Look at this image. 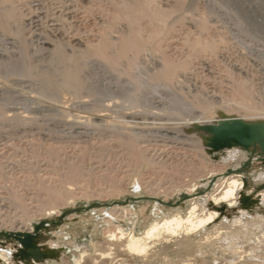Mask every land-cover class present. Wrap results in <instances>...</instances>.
Returning a JSON list of instances; mask_svg holds the SVG:
<instances>
[{
    "label": "rangeland",
    "instance_id": "1",
    "mask_svg": "<svg viewBox=\"0 0 264 264\" xmlns=\"http://www.w3.org/2000/svg\"><path fill=\"white\" fill-rule=\"evenodd\" d=\"M15 1L18 3V5H17V3L15 2L17 6H19V4H20L19 12L22 10V12H20V13L23 15V16L21 15V17L24 18L25 15L27 17L25 18L26 20L24 19V21H23V18H22V20L20 21L21 22L20 27H21L22 30L20 28H18V30H20V31H18V34H21L20 32L21 31H24L21 34V38H19V35L17 37V33L16 34L14 33V35L16 36V39H18V40H16L15 38H13L12 34L10 35V36H12V38H10L8 40H6L4 37L0 36L1 39L3 38L2 39L3 40V43H1L2 40L0 41V56H1L0 57V67H2L1 70H0V82H1L0 83V96L3 97V99H2V97L0 98V103H2L3 105L5 104L4 106H5V109H6V111L8 113L11 112V111H12L11 114L12 113H15V112L16 113L18 112V115L20 114V118H19L20 121L19 120L17 121L15 119H13L11 121L9 120L8 122H5L3 124V127H2V129L4 131V134H5V137H6V139H5V141H6L5 142L6 143L5 145L6 146L4 144L2 146H0V152L3 151V152L0 153V160H2V157H4V159H3L2 162H5L6 163V166L7 167L5 168V171H7V170L8 171L7 172H4L5 173L4 175H7V176H4L3 174L0 175V195H2V198L5 197V198H7V199L9 198L11 200V199H13L11 193L14 192L13 190H17L16 192H18L22 197H24V199H26L25 201H26V204H28V206H27V211L25 212V214L28 213V211H29V213L24 216L25 222L23 223V225H24L23 228H29V227H31L32 224L34 225V227H35V233L34 234L35 235H33L32 241H33V243L36 245V247L39 250L42 251V249H44V247L48 246V244L50 242L60 245L59 246L60 248H58V253L57 254H55L53 256H50L48 258H45V259H37L36 262L38 264H77V261L81 258L82 253L85 252L84 253V256L85 257L83 258L81 264H242V263L243 264H264V203H263V205L261 204L260 206H258V200H260L258 194L264 192V182H262L259 185H256L257 186L256 187V191L253 194L250 195L251 199L253 200V202H252L253 204L251 203L250 199L248 197H246L245 194H243V198H242L243 201L241 202V205H240L241 209H240V207H236L234 211H226L225 215H222L214 223H212L211 225H209V226H207V227H205V228L197 231L196 233H191L189 235L184 234V233H181V235L179 234L178 236L170 237L168 239L169 241H165V242L164 241L162 242V240L161 241L155 240L156 243H153L151 245L152 246V250H150V252L148 253L149 256H148V254L146 256H141V257H139V256L138 257L137 256H132V254H130L127 251L123 250V248H124L123 247V243H118V244H116L117 242H115V243L113 242L112 243L111 241H109L108 238L105 237L104 232L106 230L105 228H107V223L106 222L104 223V221L105 220L107 221L109 219V217H110L107 212H108L110 206L115 205V203L118 202V201L130 200V202L133 203L132 204V207H133L134 211L138 212V214H139L138 224H137V232L140 233V232L144 231V229L146 228V226L150 225L154 220L162 219L164 216H166L169 213H171V205H173L174 203L179 202L180 200L185 199L186 196H187L186 195L187 192H185L186 190H184V189L181 190V191H175V192H172V191L170 192V191L167 190V188L165 189V187L169 183H167L168 181H166V178L165 177H164V179H162L163 174L165 175L164 172L166 171V169H164V167H160L161 163L158 164V166H159L158 169H157L156 166L155 167H152L151 165H147L146 164V161L142 162V164H138V165L135 164V166H134L133 165L134 163L130 160L129 155L125 152L126 150H124L125 147L121 143L122 142L121 139L124 137V134L127 135V134H134L135 133L136 136L139 134L138 136L140 137V140H139L140 146H142V147L144 145L147 146V147L144 146L143 148L144 149H149L148 150V154H147L148 157L151 158V156H152V159L155 158L153 160L154 161L156 160L157 162L158 161L160 162L159 153L161 152L160 151L161 149H165L166 151H175L176 150L177 152H180V153H182V151L184 152V150L183 149L180 150L179 148H178L179 150L177 148L175 149L176 144L179 142L178 139L175 138V136L177 135L176 133H174V132H166V131H159L158 129H155V128L154 129L153 128H146V129H143L142 130L141 128H139L140 126H136V127H134L135 128L134 129L133 127H130L127 124L122 123L124 120L121 122L122 124L121 125H117L118 127L116 126L115 129H114V127L113 128H110L109 127L110 128V130H109L107 126L106 127L103 126L102 128L101 127L100 128H95V129L92 128V129L87 130V138H85L84 140H86V141H84V140L78 138L79 135H80V134H78V131H84L82 128H78L77 129L78 131H75L74 129H70L69 127H67L65 125L63 126V123H62L63 121L59 120L60 118H63L62 117L63 114L62 113L60 114V111H61L60 108H57L55 106H52V104L50 102L51 101V97L50 96H52V95H50V92L46 91L45 89H44L45 91L43 90V87H42V85L40 84V82L38 80H36L34 78L19 79L17 76L14 77V75H8V73L6 72V71H8V69L5 68V67H7L6 65L12 64L14 62H17L18 60H20L22 58L21 52L18 53V51L21 50V49H19L21 47L20 46L19 47H16V46H18L20 44L22 45V43H23V45L25 44L24 46L26 47L24 53H25L26 59H28L27 61H29L33 65L40 66V69L43 66H46L47 65V62H49V59L51 58L50 57L51 55H49V53L51 54V52H53L54 47H53L52 44H55V43L57 44V43H60V42L61 43L63 42L62 44H66L68 42H73L74 41L73 38H77L79 40H84V41H82V43H83L84 46H87V45H90L91 43H94L96 41L97 37L95 35L93 37V34L96 31V29L98 30V32L97 31L96 32L99 33V30L101 29V27L104 24L105 20H107V21L109 20V17L110 16H108V15L111 14L110 12H114V9H115L114 3H117V2L118 3H122L124 0H113L114 2L111 0L110 1L111 4L109 3L108 0L107 1L106 0H100V1L99 0H97V1L96 0L95 1H93V0H68V1L67 0L66 1L65 0H63V1L60 0L61 2L58 1V0H56L55 1L56 3L53 2V0H38V1L37 0H31V1L30 0L29 1L28 0H25V3H24V1L22 2V0H15ZM18 1H21V3H23V4H21ZM26 1H28L29 4H33L34 3V5H29L28 2H26ZM44 1L45 2L47 1V3H44ZM70 1H71V3H70ZM91 1H93V2H91ZM153 1L154 2L151 3V6H152L151 8H153V6H155L153 9L157 8V9H159L161 11L171 10V9L173 10V9H175V6H176L175 4L177 3V0H153ZM81 2L83 3L82 5H81ZM98 2H100V3H98ZM26 3H27V5H26ZM87 3H89V4H87ZM60 4H61V6H60ZM86 4H87V6H86ZM100 4H102V5H100ZM21 5H23V6H21ZM43 5L46 8H44ZM92 5H93V7H92ZM98 5H99V7H98ZM111 5H112V7H114V9L111 8ZM71 6L72 7L73 6L74 7L77 6L78 9L76 8V10H75V8L73 7V10H75L76 12L74 11L73 14L72 13L67 14V7L68 8H71ZM82 6H84V7H82ZM186 6L187 7H185L180 12L181 13V15L179 14L180 17H178L179 19L181 18L182 20H184V19L185 20L182 21L180 19V21H179V20H177L178 19L177 17H175L176 19L175 18H172L170 20V22H171V25L173 24V27L171 28V32H169L168 34H166V35L163 36V38L164 37L165 38L163 39V43H162L163 44V46H162L163 47L162 48L163 51L165 52V54L168 53L167 55L168 56L170 55L169 57L172 56L171 58L172 59L174 58L173 60H177L178 61V60H188L189 59L188 61H190L189 63H190L191 66L190 65L189 66L191 68L189 67L190 68L189 69L190 71L187 70L188 74L186 76H184V77L181 76L179 78V81L180 80L181 81L178 82L177 84H175L174 87L172 86L173 89L176 92L171 87H169V89L168 88H165L163 86H159L160 88L158 86L156 87L155 82L151 79V74L152 73L154 74V72L157 71V69L154 68L155 65H157V63H158L156 61L162 62V60H160L161 58L159 59V57L162 56V54H159L158 55V53L155 54L153 52V54H155L153 56L152 55V52H150V53L147 52L146 55L143 57V59L145 58L147 61L145 59L142 60L141 62H143V61H146V62L141 63L142 65L144 64V66H142V68H141V66L139 67V71L138 72L141 75L140 76L137 75V71H136V75L139 77L138 79H140V83H141V80H142V84L141 85L138 84L139 86H137V88H136V85L132 84L133 82L131 83V81H129V78L128 77L122 78L123 81L121 80V82H120L121 85L119 86V84H118L119 82H117V77L118 76L116 78L113 77V76L111 77L110 74L108 75L107 71H101L102 68H98V67H96L93 64L92 65L90 64V67L87 66L85 68V71L83 72V75H85L84 78H85V80L87 79V83H89L88 84L89 87H87V88H91L92 89V90H90L91 92L89 91V89L87 90V92L92 93V91H93V95L92 96L84 95V97H86V98L85 99L82 98V99L83 100L88 99L92 104H94V101L96 100L95 101V104H99L100 109H104L103 107L105 106V104L107 106L109 105L107 107V109L108 108H110V109L107 110V111H105V112H108L112 116H114L117 112L120 113L121 110H122L123 113H126V112H130V111H136V109L138 108V111L144 110L146 112V113L143 112V114L144 113L146 114V115L144 114L145 116H149L150 115V117H152L153 115H157V119L159 117H162L161 122H167L170 125H171V123H173L172 126H174V127H176V126L179 127L180 125H181L180 127H182V124L181 123L189 122L190 121L189 118H191L190 115L191 114L192 115L200 114V111L199 110H202V109H200V108L198 109L197 108L198 111L192 112L193 110L191 111L190 108H188V106L186 107L184 105L185 106V109H184V106H182V107L180 106L179 107L178 106V103H176L177 104L176 105L175 103L172 102L176 98H177L176 99L177 101H182L183 100L184 101V104L185 103H188L189 104V103L193 102L194 100H196L199 97L198 99H203L202 101H204L205 103H210V105L216 104L215 106L213 105V107L218 108V107H222L224 105H230V103L232 104L235 101V99H237L236 94L234 95L235 86L237 85V83L244 82L247 86H249L251 88L253 86V90H254V93L256 95L255 96V100L257 102V105L259 106V108L263 109V111H264V87H263L264 86V0H189L188 4ZM29 7H32V11H31V9ZM54 7H57V8H54ZM58 7L61 10L62 9H65V12L66 13H63L64 12L63 10H62V13H61L60 12V9H58ZM23 8H25V9H23ZM84 8L85 9H88V10L86 11V10H84ZM89 8H91V9H89ZM97 8H100V9L97 10ZM197 8H199V9H197ZM45 9H46V11H45ZM54 9H55V12L57 13V14L55 13L56 15L54 14V11H53ZM56 9H58V10L56 11ZM24 10H25L26 13L24 12ZM41 10H42V12H41ZM77 10H79V11H77ZM82 10H84V11H82ZM100 10H102L101 13H99ZM107 10H109L107 12L109 14H105L106 13L105 11H107ZM111 10H113V11H111ZM194 10H195V12H194ZM81 11L83 13H81ZM88 12L92 13L91 14L92 17H91V15L89 16L90 18L88 16H86V17L83 16V15H85V13L87 15ZM48 13H49V15H48ZM31 14H37V15H35V17H34V15L31 16ZM39 15H41V16H39ZM61 15H63L64 20L65 21H68V22H65L64 20L61 21ZM72 15H73V17H71ZM101 15L103 16L102 18H104V22H103L102 19H98V18H101ZM37 16H39V18H37ZM80 16H81V18H80ZM106 16H108V19H107ZM198 16H200V17H198ZM29 17H33L32 18L33 20L34 19H39L40 24H42L44 22V24H42V28L44 26L43 30H45L43 35L34 33V31H35V25H34V23H32V24L29 23V21L27 20V18H29ZM194 17H196V18H194ZM65 18H67V19H65ZM94 18H96V20ZM42 19L43 20L45 19V20L43 21ZM77 19H79V20H77ZM197 19H199V20H197ZM201 19L205 20V22L208 24V28L209 29H207L208 31L205 30V33L202 32L203 30L201 31V29H202L201 26H198L199 25V22L201 21ZM96 21L98 22V24H97ZM100 21L103 22V23H101ZM195 21H196V23H195ZM52 22L57 23V24H60L61 23L59 25L60 31L57 32V34H54V33H56V31H53V30L51 31L52 27H51V25H48V24H51ZM72 22L73 23L75 22V23L73 24ZM93 22L94 23L96 22L97 26ZM209 22H211V23H209ZM71 23L73 25H71ZM99 23H101V24H99ZM29 24L30 25H33V26L30 27ZM78 25H80V26H78ZM122 25L120 23V28H119V24H117V26H118L117 29H119V31H121V32H123L126 29V27H127V25L124 24V22H122ZM63 26H65V29L63 28ZM72 26H74V27L76 26V27L74 28ZM214 26H216L215 29H214ZM88 27H91V28H88ZM94 27H95V29H93ZM121 27L124 28V30ZM23 28H24V30H23ZM26 28H29V29H27V31H26ZM69 28H73V29H76L77 28V30H73V29H69ZM62 29H63V31H62ZM88 29H90V30H88ZM91 29L93 30V34L92 33H90V34L88 33V31L92 32ZM193 29H195V30H193ZM197 29H198V31H197ZM64 30H65V32H64ZM79 30H80V32H82V34L79 33ZM76 31H77L78 34L76 33ZM84 32H86V33H84ZM206 32L207 33L210 32L209 33L210 36H208ZM60 33H61V35H59ZM51 34H52V36H51ZM79 34H81V36H79ZM85 34H86V36L88 34L90 36L88 35L86 37ZM201 34H202V37L200 36ZM23 35H24V37H23ZM32 35H34V36H32ZM91 35H92V37H91ZM114 35L117 36L118 33H115ZM40 36H41V38H40ZM78 36H79V38H78ZM217 36L220 37V38L217 39L216 38ZM52 37H56V38H52ZM197 37H198V39H201L205 43H207L209 41L208 42L209 44H212V43H213L212 45L215 44L213 46L214 48L213 49L212 48L211 49L208 48V50L207 49L204 50L203 53L201 52L202 54H199V55L196 54V55H194L196 57H194L193 54L190 53L192 51L191 50L192 48L189 49V47L191 45L193 46V43L192 42H194L197 39ZM199 37H201V38H199ZM210 38H211V41H210ZM13 39H14V41H17L18 43L17 42H14ZM43 39H45V40H43ZM88 39H89V42H88ZM21 40L24 41V42H22ZM46 40L49 41V42L52 41L51 42V45L45 44L44 41H46ZM59 40H61V41H59ZM8 41L11 42V43H9ZM85 42H87V43H85ZM12 43H14V44L16 43V44L14 45ZM7 45H9L11 48L9 46H7ZM226 45H228V46H226ZM184 46H186V47H184ZM49 47H50V49H49ZM215 47H218V48H215ZM46 48H48V49H46ZM164 49L165 50L167 49V50L165 51ZM33 50H34V52H33ZM49 50H51V51H49ZM214 50H215V52H214ZM172 51H173V53H172ZM29 52H30V54H29ZM211 52H213V53H211ZM219 52H221V53H219ZM214 54H215V56H214ZM228 54L230 56H232V57H230ZM187 55L188 56L190 55L189 56L190 58ZM186 57H188V59ZM227 60H229V61H227ZM6 62H11V63H6ZM234 62H236V63H234ZM158 64H160V63H158ZM145 65H146V68H145ZM151 65H152V67H151ZM225 65H227V66H225ZM140 68L143 69V71H141ZM144 68L147 69V71L150 73V76L149 77L147 75L149 73H147V71ZM211 68H212V70H211ZM223 68H224V70H223ZM225 68H227V69H225ZM3 69H5V70H3ZM40 69H36V70H40ZM218 69H219V71H218ZM2 70L4 72V74L2 73L3 75H1ZM144 71L147 74L144 73ZM105 73L107 75H105ZM225 74H228L230 76L225 75ZM1 77H2V80H1ZM8 77H9V79H8ZM141 77L144 78V79H142ZM202 77H204V78H202ZM251 77H252V79H251ZM147 79H148V81H147ZM248 79L250 80V82H248L249 81ZM10 80H11V83H10ZM25 80H27V81H25ZM126 80H128L129 82L126 81ZM231 80H232V82H231ZM238 81H240V82H238ZM214 82H215V84H214ZM14 83H15V85H14ZM90 83H92V84H90ZM184 83H185V85H183ZM115 84H117V85H115ZM149 84H151V85H149ZM226 84H227V86H226ZM146 85L149 86V87H147ZM199 85H200V87H199ZM133 86H135V88ZM40 87H41L42 90L40 89ZM98 87H99V89H98ZM144 88H147V90L144 89ZM164 88L166 89V91H165ZM94 89H96L95 92H94ZM108 90H110L112 92L115 91L117 94L116 93H114V94L118 95V97H120V96L121 97L120 98L114 97V95H112V93H109L108 94ZM156 90H157V92H156ZM43 91L46 92V93H44ZM136 91L137 92L139 91L138 92L139 94ZM144 91H147V92H144ZM186 91H187V93H186ZM6 92L7 93H10L9 96L6 94ZM48 93H49V95H48ZM100 93H102L103 95L100 94ZM178 93H180V94H178ZM42 94H47V95L45 96V95H42ZM128 95H131L132 97H136V98H137V95H138V98L137 99H142L143 97L146 96L148 99L146 97L144 99H142V103L143 104L141 103V106L143 105L144 107L143 106L142 107L141 106H138L137 108L136 107L135 108H130V105L127 102H124V103H126V105L128 104L127 106H129V111H128V110H125L124 109V108H127L126 106H124V107L122 106L123 108L121 107V105L124 104L123 103L124 96H128ZM154 95H155V98H154ZM161 96H162L163 99H161ZM72 97H74L73 94L67 93V92H66V94H64V96H62L63 100H68L69 99L70 101L68 103L72 102V103H70V107H69L70 109H68V111L66 113V114L69 113L68 115H69V117H71L70 118L71 120L77 119V117H80V116L83 117L84 115H86L84 112L85 111L87 112V110H85L86 107L83 106V105L81 106V104L78 103V102H76V100H72L73 99ZM96 97H97V99H96ZM194 97L196 99H194ZM18 98H19V100H18ZM39 98H41V99L39 100ZM98 98H100L101 100L98 99ZM170 98H171V100H170ZM173 98H175V99L172 100ZM92 99L94 101H92ZM8 100H10V101H8ZM12 100H13V102H12ZM25 100H26V103H25ZM37 100H38V102H37ZM41 100L43 101V103H42ZM44 100H45V102H44ZM163 100H165V101H163ZM74 101H75V103H74ZM98 101H99V103H98ZM156 101H158V102H156ZM144 102H145V104H144ZM226 102L228 104H226ZM38 103H39V105H38ZM168 103H169V105H168ZM74 104H76V105H74ZM146 104H147V106H145ZM116 105H117V107H116ZM41 106L43 108H44V106H47V107H45V109H43ZM75 106H77V107H75ZM111 106H112V108H111ZM152 106H153V108H152ZM40 107H41L42 110L39 109ZM178 108L180 110H178ZM50 109H52V110H50ZM169 109H170V111H169ZM28 110H30V111H28ZM171 110H173V113H172ZM110 111H114V112H110ZM179 111H181V112H179ZM51 112H53V113H51ZM147 112H150V113H147ZM163 112H164V114H163ZM22 113H24V114L22 115ZM54 113H55V115H54ZM56 113H57V115H56ZM242 113L243 112L241 110L238 115L245 117L244 113L243 114ZM147 114H149V115H147ZM165 115L167 117L169 115V117H171L172 120H170V118L167 119V117ZM116 116H117V114L115 115V117ZM178 116H180L182 118H180ZM31 117H32V119H30ZM174 117H176V118H174ZM192 118H191V120H192ZM50 119H52L53 121L50 120ZM57 120H59V122H61V123L58 122L59 123L58 124L57 123ZM156 120L155 119H152V121L149 120V122H151V123H147V125H149V126L154 125V127H155L157 125L156 123H159L160 122V120H157V121ZM51 121H52V123H51ZM9 123H11L13 125H11ZM29 126H31V127H29ZM41 127L43 128V130H42ZM39 128H41V129H39ZM15 129H16V131L14 132ZM132 130H133V132H132ZM121 131H122V133H121ZM88 133H89V135H88ZM22 134H24V135L21 136ZM56 136H57V138H56ZM166 137L168 138V142L162 141V140H166L167 141V138ZM170 137H171V139H170ZM26 140H28V141H26ZM36 140H38V141H36ZM116 140L118 142H120V143H118ZM170 140L173 143L170 142ZM91 141H93V142H91ZM161 141H162V143H161ZM34 142H35V144H34ZM160 143L161 144L167 143L168 144V146H167L168 148L166 146H164V145H161ZM40 145H41L42 148L39 147ZM3 146H4V148H2ZM66 146H68V147H66ZM178 146L180 147V144L179 143L177 144L176 147H178ZM50 147H53L56 150H59V149L61 150L62 149L61 151L59 150L61 154L60 155H55L54 154L53 155L54 157H53L49 153V151L47 150ZM83 148H84V150H83ZM102 148H103V150H102ZM24 149H26V150H24ZM37 149L39 150V152H37L38 151ZM19 150H22V151L20 152ZM110 150H112V151H110ZM122 150H124V151H122ZM197 150H199V149H197ZM93 151H94V153H93ZM47 152L50 155H48ZM13 153H14V155H13ZM146 153H147V151H146ZM156 153H158V154L155 157V154ZM185 153L187 155L188 161H185L184 163L187 162L186 164H189L191 160L193 161V158H192L193 156H190V155L191 154L193 155L194 152L193 151H190V150L188 152V150H187V151H185ZM2 154L3 155L5 154V155L3 156ZM15 154H17V155H15ZM37 155H38V157H37ZM25 156H26V159H24ZM55 156H56V158H55ZM262 156L263 155H261V157ZM34 157H36V158H34ZM60 157H62L61 160H60ZM65 157H67V158H65ZM95 157H97V158H95ZM157 157H159V158H157ZM261 157H258L256 160H254L252 162L253 169L255 171H258V172H260L261 170L264 169L263 168L264 167V158L263 157L261 158ZM35 159H36V161H34ZM180 159L182 160L181 156H180ZM7 160H9L11 162H9ZM54 160H56L57 162H54ZM79 160H81V161H79ZM96 160L97 161L99 160L100 162H101V160H103L101 163H103L104 165H108L109 164L108 166L110 167L109 168L110 170L109 169L107 170L109 177H108V175L107 176H104V174H107L106 173L107 171H105L104 169H102V168L100 169L99 167L98 168L97 167H89V166H91V162L93 163ZM117 160L119 162H117ZM51 161H52V163H51ZM125 161L126 162L128 161V162L126 163ZM78 162H79L80 165L83 166L82 168L84 169L83 170V174H81L82 177L79 176V177H77L78 179L75 178L74 179L75 181L74 180H72V181L70 180L71 181V183H70L71 185H68V186L70 187V191H71V195H72L71 196L72 197V200H74L73 203H75V205L77 206V208L80 209L81 211L78 212V215L75 218L70 219L69 220L70 222H69L68 219H67V216L68 215L71 216L70 213H72L74 211V209H70L69 207L71 205H74V204L73 203H69V204H65V206L64 205L59 206L58 210L62 211V217L64 218L63 219V222H60L59 220H57L58 225H56V226L54 224H50L48 222H46V224H44V222H42L41 220H39L40 218L43 217L41 215L44 212L42 213V210H38V212L40 211L42 213L41 214L40 212L37 213L36 211H34L35 209L36 210L38 209V208L34 207V205H36V202L38 200L37 198H38V194L40 193L41 183L44 184V185H47L48 184L47 186L57 187V185H59L61 179L65 176V174L68 171V170H65L66 167H67V165L69 166V165H71V163L72 164H75V163H78ZM7 163H8V165H7ZM55 163L56 164L58 163V164L56 165ZM177 164H179V163H177ZM35 165H36V168L37 169H35ZM130 165H131L132 170H130L131 169L130 168ZM132 165L134 166V169H133V166ZM53 166H55V167H53ZM120 166H122V169L123 170L127 169V167H128V170H129L128 172H131V173H127L126 174V176L124 178V182L122 183V185L118 181L120 179L119 177H121L120 174L123 175L121 173V172H123V170L121 169ZM147 166L150 167L151 170ZM32 167H34L33 169H35V170H33ZM27 168L28 169L30 168V169L28 170ZM44 168H46V169H44ZM88 168H89V170H88ZM93 168H95V169H93ZM118 168L121 169V171ZM152 168H155V169H152ZM160 168H161V171L159 170ZM210 168H211V165H209V167L206 170L203 171L204 173L201 174V176H203V175L204 176H203V178L198 179V182L200 184H203V183H205L207 181V178H208L207 175L209 173L208 172V169H210ZM53 169H54V171H53ZM67 169H68V167H67ZM12 170H13V173L12 172L9 173V171H12ZM100 170H102V171H100ZM205 171H206V174H205ZM34 172H36V173H34ZM150 172H152V173H150ZM28 173H30V174H28ZM155 173L158 174L159 176L162 174V177L160 176V178H159V176L156 175L158 177L157 178L155 176ZM32 174H33L34 177H31ZM36 174H38V175H36ZM128 174H130V175H128ZM133 174H135V175H133ZM23 175H25V176H23ZM61 175H63V177ZM115 175H117V177H115ZM35 176L37 178H35ZM27 177L29 179L30 178L31 179L28 180ZM91 177H92V179H91ZM114 177L116 179V182L114 180L115 185L118 186L120 184L119 185V188L120 189L114 185V182H112V180L114 179ZM255 177L246 176L245 182H246V186L247 187L251 188V187L255 186V181H254ZM33 178H35V180ZM57 178L60 179V180H58ZM139 178H143L144 179V182H142L143 179H140V181L142 180L141 182L144 184V186H146V188H145L141 184L143 187L141 188V192L142 193L141 192L140 193L142 194V196H145V195L146 196L143 197V198H138L136 200L135 199L133 200L132 198H130V196L135 195V193H134L135 188H133V183H131V182H132V180L134 182L135 179L136 180L137 179L139 180ZM76 179H77V181H76ZM87 179L88 180L90 179L91 181H88ZM104 179L106 181L105 182V185H104ZM159 179H161L162 181H164L166 183L164 184V182H162L161 180L159 181ZM15 180H17L18 182L17 181L14 182ZM107 180H108V182L111 181L113 183L112 184V183L109 182V184H112V186L111 185L110 186L108 185ZM5 181H7V182L5 183ZM43 181L46 182V183H43ZM24 182H26V183H24ZM159 182L160 183L162 182V183L160 184ZM4 183H5V185H4ZM29 183H31V184H29ZM146 183L148 185H146ZM18 184H19V186H18ZM27 184H29V185H27ZM74 184H76V185H74ZM149 184L152 185V186L154 185L155 187L154 186L152 187ZM159 184H160L161 187L158 186ZM31 185H34V186H31ZM8 187L11 188V189L9 190ZM86 187H88V188H86ZM158 187L161 188L160 189L161 191L164 188V191H162V194H160L161 192L159 193V190H158L159 188ZM85 188H86V190H85ZM117 188L119 189V191L117 190ZM155 188H156V190H155ZM29 189H30V191H29ZM35 189L37 190V192H36ZM109 189H112V190H110L111 192L109 191ZM148 189L150 191L152 189V191H151L152 193H150ZM198 190L201 191L202 188L199 187ZM116 191H118V192H116ZM128 191H129V193H128ZM86 192H87V194H86ZM166 192H167V194H165ZM35 193L37 195H35ZM171 193H172V195H171ZM152 194H153V196L159 197V198H161L163 200H166L168 202V206H166L165 208H162V210L159 213H155L154 212L155 208L153 206L156 203L155 202V199L149 198V197L152 196ZM34 196H35V198H34ZM31 197H33V198H31ZM0 198H1V196H0ZM30 198H31V200H30ZM35 199H37V200L35 201ZM0 203L2 204V202H0ZM6 205L11 206L12 204L9 205V203L8 204L6 203ZM92 207H95L96 210L93 211L92 210ZM1 208H0V220L3 219V223L1 222L0 226L3 225V227L1 226V229L0 230H1V232H4V230H8L11 227V224L12 223L10 222L11 223L10 224L9 221H13L14 218H17L18 217L17 216V213L19 215L21 212L20 213L19 212H14V210H13V209H15L14 208V205H12L10 207V210L6 206L3 207V205L1 206ZM30 209H32V211H34L36 213L30 211ZM42 209H44V208H42ZM15 211H17V210H15ZM18 211H19V209H18ZM139 211H140V213H139ZM9 212H11V213H9ZM14 213L16 214V217H15V214ZM8 216L10 218L11 217H14V218H12V220H11ZM126 216H127V218H123L122 215L120 216V218L117 217V219L114 220L113 223H111V224L114 225V226H116V225L117 226L118 225L120 226L121 225V227H123L124 229H126V232H128V231L130 232L131 229H132L133 224H132V220H130V218H129L130 216L129 215H126ZM65 217H66V219H65ZM4 219L5 220L6 219L7 220L10 219V220L9 221H7V220L4 221ZM56 219H57V217H56ZM238 222H240V223H238ZM48 224H49V226H48ZM215 225H217V226H215ZM222 225H223V228H220V227H222ZM231 225L232 226L235 225V226L232 227ZM8 226H10V227H8ZM218 226H220V227H218ZM234 228H235V230H234ZM56 229H58V232L55 234L54 232H55ZM128 229H130V230H128ZM229 229H232V230H229ZM216 230H218V231H216ZM239 231H242L243 233L242 232H239ZM52 232H53V234H52ZM221 232H223V233H221ZM239 233H240V235H239ZM182 234H184V235H182ZM225 234H226V236H225ZM230 234L235 235V236H233V240L227 241L226 239H228V236ZM16 237H18V236H16ZM187 237L190 240V241L188 240L189 241L188 242L189 244L188 243H185L186 240H187L186 239ZM14 239H16V238L15 237H11L10 238V241L7 242V239H6L1 244L4 245V246H7L8 245L9 247L18 248V246L15 244ZM181 239L183 240V242L181 241ZM202 239H203V241H202ZM179 242H180V244H179ZM120 244H122V245H120ZM185 244H188L189 246L187 245V247H186ZM233 245H235V246H233ZM109 246H110V248H109ZM120 247H122V249ZM240 248H241V250H242L243 253L241 252ZM18 249L19 250H18V252H16V254H17L16 257L11 259V263L10 264H35L34 261H35V259L37 257L35 258L34 256H32L33 261L32 260H29L30 262H27V261L23 262L24 260L21 258V256H22L21 254L23 253V251H25V250H28L29 251L30 249H26L24 245H23V248H21V249L18 248ZM233 249H236V250H233ZM229 251H230V253H229ZM108 252H109V255L106 254ZM110 252H112V253H110ZM103 253H104L105 256H103ZM240 253H242V254L240 255ZM228 257H230V258H228ZM237 257L239 258V260H238ZM240 258H242V259H240Z\"/></svg>",
    "mask_w": 264,
    "mask_h": 264
},
{
    "label": "bare ground",
    "instance_id": "2",
    "mask_svg": "<svg viewBox=\"0 0 264 264\" xmlns=\"http://www.w3.org/2000/svg\"><path fill=\"white\" fill-rule=\"evenodd\" d=\"M24 1L25 3V0H22V2ZM29 1V0H28ZM26 1V2H28ZM31 1V0H30ZM38 1V0H37ZM56 0H53V2H55ZM60 1V0H58ZM57 1V2H58ZM63 1V0H62ZM66 1V0H65ZM68 1V0H67ZM95 1V0H93ZM91 1V2H93ZM97 1V0H96ZM100 1V0H99ZM107 1V0H106ZM109 3L111 4V0H108ZM113 1V0H112ZM16 1L15 0H0V36L4 37L6 40L12 38H15L16 39V36L14 35V33L16 34L17 33V37L19 35V38H21V34L22 32L24 31H21L20 33L21 34H18V28L21 29L20 27V24H21V20L23 17H21V13L22 10L19 12V8H20V4L19 6L18 3L16 5L15 3ZM21 3V1H18ZM33 2V1H32ZM52 2V3H53ZM61 2V1H60ZM78 2V1H77ZM76 2V3H77ZM80 2V1H79ZM90 2V1H89ZM114 2V1H113ZM116 2V1H115ZM122 2V1H121ZM154 2L153 0H124L122 3H114V6H115V9L114 7H112L111 5V8L114 9V12H110L111 14L108 15L110 16L109 17V20H105L104 22V18H102L103 16L101 15V18H98V19H102L104 24L102 25L101 29L99 30V33L98 30L96 29V33L94 32L93 34V30L92 32L88 31V33H92L93 34V37L94 35L97 37L96 41L94 43H91L90 45H87V46H84L82 41L84 40H79L77 38H73L74 41L73 42H68L66 44H62L61 42L60 43H55V44H52L54 49H53V52H51V54L49 53V55H51L49 58V62H47V65L46 66H43L41 69H40V66H37V65H33L31 64L29 61H27L28 59H26L25 57V44L22 45H18L16 47H21L19 49H21L19 52H21V56L22 58L20 60H18L17 62H14L12 64H8L6 65L8 69V71H6L8 73V75H14L17 76L19 79H28V78H34L36 80H38L40 82V84L42 85L43 87V90L45 89L46 91L50 92V96L51 97V104L52 106H55L57 108H60V114L62 113V117L63 118H60L59 120L63 121V126H67L69 127L70 129H74L75 131H78L77 129L78 128H82L84 131H78V134L80 139L84 140L85 138H87V130L89 129H95V128H102L103 126H107L108 129L110 130V128H113L114 129L116 128L117 125H121L122 123L124 124H127L128 126L130 127H136V126H140L139 128H141L142 130L143 129H146V128H155V129H158L159 131H166V132H174L176 133L177 135L175 136L176 139H178V143L180 144V147H176L175 146V149L179 148L180 150H184V152L182 151V153L180 152H177L176 150L175 151H166L165 149H161L160 153H159V157H160V162L158 161H154L153 158L152 159V156L151 158L148 157V150L149 149H144L143 147L145 146H140L139 144V140H140V137L134 133V134H127L125 135L124 134V137L121 139V143L122 145L125 147L124 150H126L125 152L129 155L130 157V160L134 163L133 165L135 166V164H142V162L146 161V164L147 165H151L152 167H157L158 169V164L161 163L160 167H164V169H166V171L164 172L165 175L163 174V177H162V174L160 175L162 177V179H164V177L166 178V181H168L167 183H169L165 189L167 188L168 191H172V192H175V191H181V190H186L185 192H187V196L185 199L183 200H180L179 202L177 203H174L173 205H171V213H169L168 215L164 216L162 219H159V220H154L150 225L146 226V228L144 229V231L138 233L137 232V224H138V218H139V214L138 212L134 211L133 207H132V202H130V200H125V201H118L115 203V205L113 206H110L109 210H108V214H109V219L106 221H104V223L106 222L107 223V228H105V237L109 239V241H111L112 243L114 242H117L116 244L118 243H123V250L127 251L128 253L132 254V256H146L150 250H152V244L153 243H156L155 240H159L162 242L164 241H169L168 239L170 237H174V236H178L179 234L181 235V233H184V234H191V233H196L197 231L211 225L212 223H214L217 219H219L222 215H225L226 211H234L236 207H240L241 205V202L243 201L242 198H243V194H245L246 197H248L251 201V203L253 202V200L251 199L250 195L253 194L255 191H256V185H259L261 184L262 182H264V169L261 170L260 172L258 171H255L253 169V164L252 162L254 160H256L258 157H261V155H263L262 157L264 158V150L262 148V146L260 145V143H254L252 146L248 147V148H245L243 146H240V145H232L231 147H227V148H224V149H221V150H218V151H213L209 146H208V142H209V139L211 138V133H209L207 131V127L208 126H211V125H219V124H224L226 122H230L231 120H240L242 122H245V123H248V124H253V125H260L261 127H263V130H264V111L263 109L259 108V106L257 105V102L255 100V93H254V90H253V86L252 88L247 86L244 82H240V83H237V85L235 86V89H234V95L236 94L237 96V99H235V101L230 105H224L222 107H213V105L215 106L216 104H213V105H210V103H205L204 101H202L203 99H196L194 97V100L193 102L191 103H185L184 104V101H177L175 98H173L172 101L173 103H178V106L182 107V106H188V108H190V110L192 112H195V111H198L197 108L199 109H202V110H199L200 111V114H196V115H190L191 118L189 122H184V123H181L182 124V127H174L172 126L173 123H171V125L167 122H161L162 120V117H159L157 119V115H151L152 117L149 116H145L146 112L144 110L142 111H138V106H141V103H142V99H144L145 97H143L142 99H137L138 98V95H137V98L136 97H132L131 95H128V96H124V100H123V103L124 102H127L129 105H130V108H137L136 111H130V112H126V113H123L122 110L120 113H116L117 116L115 117L110 115L108 112H105L107 110H109L110 108L107 109V106L105 104V106L103 107L104 109H100V106L99 104H95V101L92 99V101H94V104H92L88 99L86 100H83L82 98H86L84 97V95H88V96H92L93 95V91L92 93H90L92 90L91 88H87L89 87L87 83V79L85 80L84 76L83 75V72L85 71V68L88 66L90 67V64L92 65H95L96 67L98 68H102L101 71H107L108 75L110 74L111 77H117V82H119V86L121 85L120 82L121 80L123 81L122 78L124 77H128L129 78V81H131L132 84L136 85V88L137 86L141 85L142 84V80H141V83H140V79H138L139 77L137 75H141L139 74V67L141 66H144V64L142 65L141 63H144L146 61H143L141 62L143 59V57L146 55L147 52H152V55L154 56L155 54L158 53L159 54H162V56L159 57L160 60H162V62L160 61H156L160 64L157 63V65H155L154 68L157 69V71L154 72V74L152 73L151 74V79L155 82L156 84V87L158 86H163L165 88H168L171 87L173 89L174 85L177 84L179 81V78L181 76H186L188 74L187 70H189L191 67L190 65V61H188V57L193 54L196 55V54H202L204 50H208V48H214L213 46L215 45H212V44H208L203 42L201 39H197L192 42L193 43V46L191 45L189 47L192 48L191 50V54L186 57L188 60H173L171 57H169L167 54H165V52L163 51V36L168 34L169 32H171V28L173 27V24L171 25V22L170 20L172 18H175V17H180L181 15V11L187 7L186 5L188 4L189 0H177V3L175 4V9H171V10H164V11H161L157 8L153 9L155 6H153V8H151V3ZM163 2V1H162ZM41 3V2H40ZM44 3H47V1ZM56 3V2H55ZM59 3V2H58ZM57 3V4H58ZM65 3V2H64ZM71 3V1H70ZM73 3V2H72ZM75 3V2H74ZM100 3V2H98ZM104 3V2H103ZM23 4V3H21ZM29 4V2H28ZM37 4V3H36ZM54 4V3H53ZM63 4V3H62ZM67 4V3H66ZM65 4V5H66ZM80 4V3H79ZM83 3L81 2V5ZM89 4V3H87ZM86 4V6H87ZM158 4V3H157ZM27 5V3H26ZM29 5H34L33 4H29ZM38 5V4H37ZM40 5V4H39ZM42 5V4H41ZM59 5V4H58ZM64 5V4H63ZM71 5V4H70ZM91 5V4H90ZM102 5V4H100ZM106 5V4H105ZM23 6V5H21ZM25 6V5H24ZM47 6V5H46ZM56 6V5H55ZM61 6V4H60ZM68 6V5H67ZM80 6V5H79ZM107 6V5H106ZM158 6V5H157ZM27 7V6H26ZM33 7V6H32ZM32 7H29L32 11ZM41 7V6H40ZM44 8H46L44 5H43ZM69 7V6H68ZM67 7V14H70L76 10V8L78 9L77 6H73L75 8V10H73V7L71 6V8H68ZM84 7V6H82ZM90 7V6H89ZM93 7V5H92ZM99 7V5H98ZM102 7V6H101ZM174 7V6H173ZM201 7V6H200ZM54 8H57V7H54ZM66 8V7H65ZM87 8V7H86ZM167 8V7H166ZM22 9V8H21ZM25 9V8H23ZM28 9V8H27ZM29 9V10H30ZM49 9V8H48ZM58 9H60L58 7ZM56 9V11L58 10ZM80 9V8H79ZM83 9V8H82ZM91 9V8H89ZM100 9V8H97V10ZM199 9V8H197ZM204 9V8H203ZM37 10V9H36ZM64 12L63 13H66L65 12V9H62ZM62 10L60 9V12L62 13ZM84 10H88V9H85ZM82 10V11H84ZM186 10V9H185ZM190 10V9H189ZM46 11V9H45ZM54 11V14L56 13L55 12V9L53 10ZM79 11V10H77ZM81 11V13H83ZM85 11V12H86ZM90 11V10H89ZM102 10H100L99 13H101ZM104 11V10H103ZM109 10L105 11L106 13L105 14H109L107 13ZM113 11V10H111ZM187 11V10H186ZM25 12V10H24ZM23 12V13H24ZM35 12V11H34ZM33 12V13H34ZM40 12V11H39ZM42 12V10H41ZM40 12V13H41ZM76 12V11H75ZM97 12V11H96ZM191 12V11H190ZM195 12V10H194ZM26 13V12H25ZM32 13V12H31ZM36 13V12H35ZM38 13V12H37ZM60 13V14H61ZM88 12V14L86 15H83L84 17L86 16H90L92 13ZM98 13V12H97ZM192 13V12H191ZM206 13V12H205ZM204 13V14H205ZM44 14V13H43ZM46 14V13H45ZM57 14V13H56ZM55 14V15H56ZM59 14V13H58ZM103 14V13H102ZM104 14V15H105ZM180 14V15H179ZM188 14V13H187ZM201 14V13H200ZM34 15H37V14H31V16ZM42 15V14H41ZM39 15V16H41ZM49 15V13H48ZM65 15V14H64ZM77 15V14H76ZM185 15V14H184ZM193 15V14H192ZM209 15V14H208ZM23 16V15H22ZM39 16H37V18H39ZM59 16V15H58ZM78 16V15H77ZM108 16L107 19H108ZM27 16L25 15V17L23 18V21L24 19L26 18ZM46 17V16H45ZM56 17V16H55ZM60 17V16H59ZM66 17V16H65ZM73 17V15L71 16ZM75 17V16H74ZM92 17V15H91ZM192 17V16H191ZM200 17V16H198ZM33 17H29L27 18V20L29 21L30 24L34 23L35 25V31L34 33H37V34H40V35H43L44 34V31L43 28H42V24H44V22L42 24H40V21L39 19H32ZM63 18V15H61V21L64 20ZM68 18V17H67ZM65 18V19H67ZM81 18V16H80ZM90 18V17H89ZM186 18V17H185ZM196 18V17H194ZM204 18V17H203ZM74 19V18H73ZM96 20V18H94ZM176 19V18H175ZM181 19V18H180ZM180 19L178 18L177 20L180 21ZM26 20V19H25ZM43 20V19H42ZM45 20V19H44ZM43 20V21H44ZM57 20V19H56ZM60 20V19H59ZM79 20V19H77ZM182 20V19H181ZM185 20V19H184ZM182 20V21H184ZM199 20V19H197ZM207 20V19H206ZM54 21V20H53ZM65 21V20H64ZM94 21V20H93ZM99 21V20H98ZM173 21V20H172ZM192 21V20H191ZM55 22V21H54ZM52 22L51 24H48V25H51L52 29L51 31H56V33L54 34H57V32L60 31V28H59V25L61 24H57V23H54ZM65 22H68V21H65ZM64 22V23H65ZM70 22V21H69ZM97 22V21H96ZM96 22L94 23L96 26L98 24H96ZM101 22V21H100ZM101 22V23H103ZM122 22H124V24L127 25L126 29L124 30V28H122L121 31H119L118 26L117 24H119V28H120V23L122 25ZM177 22V21H176ZM25 23V22H24ZM50 23V22H49ZM73 23V22H72ZM71 23V25H73ZM78 23V22H77ZM99 23V24H101ZM178 23V22H177ZM184 23V22H183ZM196 23V21H195ZM211 23V22H209ZM26 24V23H25ZM29 24V25H30ZM28 25V24H27ZM66 25V24H65ZM68 25V24H67ZM33 26V25H30V27ZM69 26V25H68ZM80 26V25H78ZM99 26V25H98ZM123 26V25H122ZM183 26V25H182ZM198 26H201V31L205 33V30L209 29L208 28V24L205 22V20L201 19V21L199 22V25ZM213 26V25H212ZM70 27V26H69ZM74 27V26H72ZM76 27V26H75ZM74 27V28H75ZM186 27V26H185ZM216 26H214V29H215ZM33 28V27H32ZM63 28L65 29V26H63ZM84 28V27H83ZM88 28H91V27H88ZM195 28V27H194ZM27 29L29 28H26V31ZM49 29V30H50ZM69 29H73V28H69ZM95 29V27L93 28ZM99 29V28H98ZM177 29V28H176ZM199 29V28H198ZM197 29V31H198ZM22 30V29H21ZM24 30V28H23ZM73 30H77L76 29H73ZM82 30V29H81ZM87 30V29H86ZM90 30V29H88ZM183 30V29H182ZM195 30V29H193ZM32 31V30H31ZM63 31V29H62ZM67 31V30H66ZM84 31V30H83ZM190 31V30H189ZM200 31V30H199ZM208 31V30H207ZM65 32V30H64ZM70 32V31H69ZM175 32V31H174ZM193 32V31H192ZM31 33V32H30ZM33 33V34H34ZM51 33V32H50ZM52 33V34H53ZM62 33V32H61ZM61 33L59 35H61ZM73 33V32H72ZM77 33V31H76ZM75 33V34H76ZM79 33L82 34V32H80L79 30ZM86 33V32H84ZM83 33V34H84ZM115 33H118V35H114ZM207 33V32H206ZM210 33V32H209ZM209 33H207L208 36ZM12 34V36H10ZM51 34V36H52ZM78 34V33H77ZM81 34H79V36H81ZM88 34V35H89ZM175 34V33H174ZM203 34V33H202ZM202 34L200 35L202 37ZM216 34V33H215ZM66 35V34H65ZM64 35V36H65ZM69 35V34H68ZM73 35V34H72ZM71 35V36H72ZM87 35V36H88ZM218 35V34H217ZM15 36V37H14ZM31 36V35H30ZM34 36V35H32ZM56 36V35H55ZM70 36V35H69ZM78 36V38H79ZM86 36V34H85ZM86 36V37H87ZM90 36V35H89ZM192 36V35H191ZM24 37V35H23ZM39 37V36H38ZM63 37V36H62ZM75 37V36H74ZM85 37V38H86ZM92 37V35H91ZM195 37V36H194ZM199 37V38H201ZM207 37V36H206ZM213 37V36H212ZM35 38V37H34ZM41 38V36H40ZM52 38H56V37H52ZM59 38V37H58ZM61 38V37H60ZM67 38V37H66ZM82 38V37H81ZM174 38V37H173ZM183 38V37H182ZM192 38V37H191ZM217 39L220 38V37H216ZM3 39V38H2ZM0 38V41L2 40ZM25 39V38H24ZM63 39V38H62ZM72 39V38H71ZM87 39V38H86ZM94 39V38H93ZM188 39V38H187ZM5 40V41H6ZM18 40V39H16ZM20 40V39H19ZM41 40V39H40ZM45 40V39H43ZM42 40V41H43ZM182 40V39H181ZM213 40V39H212ZM215 40V39H214ZM14 41V39H13ZM12 41V42H13ZM22 41V40H21ZM61 41V40H59ZM66 41V40H65ZM179 41V40H178ZM184 41V40H183ZM207 41V40H206ZM210 41H211V38H210ZM7 42V41H6ZM9 42V41H8ZM14 42H17V41H14ZM24 42V41H22ZM52 42V41H51ZM51 42L49 41H44L45 44H49L51 45ZM57 42V41H56ZM88 42H89V39H88ZM93 42V41H92ZM176 42V41H175ZM222 42V41H221ZM229 42V41H228ZM3 43V40L2 42ZM11 43V42H9ZM18 43V42H17ZM42 43V42H41ZM87 43V42H85ZM6 44V43H5ZM8 44V43H7ZM14 44V43H12ZM16 44V43H15ZM14 44V45H15ZM170 44V43H169ZM178 44V43H177ZM184 44V43H183ZM217 44V43H216ZM227 44V43H226ZM32 45V44H31ZM48 45V46H49ZM83 45V46H82ZM86 45V44H85ZM174 45V44H173ZM186 45V44H185ZM9 46V45H7ZM228 46V45H226ZM10 47V46H9ZM13 47V46H12ZM15 47V46H14ZM47 47V46H46ZM166 47V46H165ZM183 47V46H182ZM186 47V46H184ZM219 47V46H218ZM218 47H215V48H218ZM224 47V46H223ZM3 48V47H2ZM11 48V47H10ZM169 48V47H168ZM48 49V48H46ZM50 49V47H49ZM173 49V48H172ZM183 49V48H182ZM15 50V49H14ZM29 50V49H28ZM52 50V49H51ZM49 50V51H51ZM165 50V49H164ZM167 50V49H166ZM165 50V51H166ZM170 50V49H169ZM219 50V49H218ZM223 50V49H222ZM48 51V50H47ZM175 51V50H174ZM183 51V50H182ZM211 51V50H210ZM27 52V51H26ZM34 52V50H33ZM153 52L155 54H153ZM185 52V51H184ZM202 52V53H201ZM215 52V50H214ZM229 52V51H228ZM5 53V52H4ZM40 53V52H39ZM173 53V51H172ZM186 53V52H185ZM213 53V52H211ZM210 53V54H211ZM221 53V52H219ZM226 53V52H225ZM3 54V53H2ZM30 54V52H29ZM207 54V53H206ZM227 54V53H226ZM149 55V54H148ZM180 55V54H179ZM219 55V54H218ZM229 55V54H228ZM227 55V56H228ZM10 56V55H9ZM15 56V55H14ZM17 56V55H16ZM157 56V55H156ZM155 56V57H156ZM192 56V55H191ZM215 56V54H214ZM230 56V55H229ZM1 57V56H0ZM196 57V56H194ZM193 57V58H194ZM226 57V56H225ZM232 57V56H230ZM190 58V57H189ZM3 59V58H2ZM6 59V58H5ZM18 59V58H17ZM46 59V58H45ZM157 59V58H156ZM158 59V60H159ZM230 59V58H229ZM30 60V59H29ZM38 60V59H37ZM197 60V59H196ZM218 60V59H217ZM2 61V60H1ZM10 61V60H9ZM195 61V60H194ZM208 61V60H207ZM223 61V60H222ZM229 61V60H227ZM13 62V61H12ZM32 62V61H31ZM36 62V61H35ZM201 62V61H200ZM241 62V61H240ZM6 63H11V62H6ZM219 63V62H218ZM222 63V62H221ZM230 63V62H229ZM236 63V62H234ZM36 64V63H35ZM146 64V63H145ZM151 64V63H150ZM193 64V63H192ZM211 64V63H210ZM238 64V63H237ZM39 65V64H38ZM147 65V64H146ZM146 65H145V68H146ZM190 65V66H189ZM198 65V64H197ZM218 65V64H217ZM236 65V64H235ZM234 65V66H235ZM240 65V64H239ZM3 66V65H2ZM157 66V67H156ZM227 66V65H225ZM241 66V65H240ZM92 67V66H91ZM152 67V65H151ZM190 67V68H189ZM2 67H0V70H1ZM4 68V67H3ZM95 68V67H94ZM140 68V69H141ZM144 68V69H145ZM244 68V67H243ZM36 69H40V70H36ZM91 69V68H90ZM93 69V68H92ZM97 69V68H96ZM104 69V70H103ZM138 69V70H137ZM153 69V68H152ZM204 69V68H203ZM227 69V68H225ZM239 69V68H238ZM5 70V69H3ZM1 72V75L4 74V72ZM147 71V69H145ZM149 70V69H148ZM212 70V68H211ZM224 70V68H223ZM234 70V69H233ZM136 71H137V75H136ZM141 71H143V69H141ZM154 71V70H153ZM190 71V70H189ZM219 71V69H218ZM237 71V70H236ZM152 72V71H151ZM183 72V73H182ZM186 72V73H185ZM233 72V71H232ZM3 73V74H2ZM6 73V74H7ZM88 73V72H87ZM86 73V74H87ZM144 73H146L144 71ZM147 73H149L147 71ZM146 73V74H147ZM224 73V72H223ZM227 73V72H226ZM234 73V72H233ZM200 74V73H199ZM246 74V73H245ZM99 75V74H98ZM105 75H107L105 73ZM148 77L150 76V73L147 74ZM192 75V74H191ZM225 75H228V74H225ZM234 75V74H233ZM240 75V74H239ZM7 76V75H6ZM88 76V75H87ZM190 76V75H189ZM199 76V75H198ZM202 76V75H201ZM219 76V75H218ZM217 76V77H218ZM230 76V75H228ZM227 76V77H228ZM3 77V76H2ZM2 77H1V80H2ZM89 77V76H88ZM107 77V76H106ZM240 77V76H239ZM142 78V77H141ZM199 78V77H198ZM204 78V77H202ZM208 78V77H207ZM225 78V77H224ZM223 78V79H224ZM232 78V77H231ZM4 79V78H3ZM9 79V77H8ZM91 79V78H90ZM104 79V78H103ZM102 79V80H103ZM111 79V78H110ZM114 79V78H113ZM127 79V78H126ZM144 79V78H142ZM220 79V78H219ZM218 79V80H219ZM252 79V77H251ZM254 79V78H253ZM6 80V79H5ZM18 80V79H17ZM108 80V79H107ZM115 80V79H114ZM113 80V81H114ZM221 80V79H220ZM249 80V79H248ZM8 81V80H7ZM27 81V80H25ZM109 81V80H108ZM107 81V82H108ZM112 81V80H111ZM125 81V80H124ZM128 81V80H126ZM128 81V82H129ZM148 81V79H147ZM253 81V80H252ZM251 81V82H252ZM263 81V80H262ZM4 82V81H3ZM127 82V83H128ZM146 82V81H145ZM144 82V83H145ZM203 82V81H202ZM232 82V80H231ZM250 82V80L248 81ZM1 83V82H0ZM7 83V82H6ZM10 83H11V80H10ZM99 83V82H98ZM116 83V82H115ZM123 83V82H122ZM187 83V82H186ZM228 83V82H227ZM253 83V82H252ZM251 83V84H252ZM255 83V82H254ZM21 84V83H20ZM26 84V83H25ZM92 84V83H90ZM97 84V83H96ZM109 84V83H108ZM114 84V83H113ZM124 84V83H123ZM139 84V85H138ZM213 84V83H212ZM215 84V82H214ZM224 84V83H223ZM222 84V85H223ZM7 85V84H6ZM15 85V83H14ZM117 85V84H115ZM151 85V84H149ZM185 85V83L183 84ZM187 85V84H186ZM189 85V84H188ZM193 85V84H192ZM220 85V84H219ZM19 86V85H18ZM31 86V85H30ZM112 86V85H111ZM132 86V85H131ZM145 86V85H144ZM143 86V87H144ZM147 86V85H146ZM173 86V87H172ZM227 86V84H226ZM263 86V85H262ZM22 87V86H21ZM29 87V86H28ZM32 87V86H31ZM92 87V86H91ZM94 87V86H93ZM105 87V86H104ZM135 88V86H133ZM149 87V86H147ZM200 87V85H199ZM233 87V86H232ZM255 87V86H254ZM264 87V86H263ZM4 88V87H3ZM8 88V87H7ZM108 88V87H107ZM110 88V87H109ZM112 88V87H111ZM124 88V87H123ZM160 88V87H159ZM164 88V89H165ZM170 88V89H171ZM190 88V87H189ZM194 88V87H193ZM214 88V87H213ZM259 88V87H258ZM5 89V88H4ZM41 89V87H40ZM89 89L90 92H87V90ZM99 89V87H98ZM103 89V88H102ZM119 89V88H118ZM122 89V88H121ZM147 90V88H144ZM157 89V88H156ZM186 89V88H185ZM196 89V88H195ZM220 89V88H219ZM223 89V88H222ZM231 89V88H230ZM255 89V88H254ZM16 90V89H15ZM24 90V89H23ZM42 90V89H41ZM44 90V91H45ZM96 89H94V92H95ZM101 90V89H100ZM120 90V89H119ZM141 90V89H140ZM139 90V91H140ZM143 90V89H142ZM155 90V89H154ZM174 90V89H173ZM172 90V91H173ZM4 91V90H3ZM43 91V92H44ZM114 91V90H113ZM126 91V90H125ZM124 91V92H125ZM138 91V92H139ZM150 91V90H149ZM164 91V90H163ZM166 91V89H165ZM175 91V90H174ZM196 91V90H195ZM259 91V90H258ZM34 92V91H33ZM42 92V93H43ZM67 93H71L73 94L74 97H72L73 99L72 100H76V102L80 103L81 106H85V110H87V112L83 111L86 115H84L83 117L80 116V117H77V119H73L71 120L69 117V113H67L68 109H70V103H68L70 100H63L62 96H64V94ZM137 92V91H136ZM137 92V93H138ZM144 92H147V91H144ZM157 92V90H156ZM176 92V91H175ZM189 92V91H188ZM197 92V91H196ZM205 92V91H204ZM233 92V91H232ZM236 92V93H235ZM39 93V92H38ZM46 93V92H44ZM99 93V92H98ZM109 93H112V95H114V97H118V95H116L117 93L114 91H110L108 90V94ZM116 93V94H114ZM143 93V92H142ZM163 93V92H162ZM166 93V92H165ZM187 93V91H186ZM6 94L9 96L10 93H7ZM102 94V93H100ZM121 94V93H120ZM124 94V93H123ZM139 94V93H138ZM157 94V93H156ZM160 94V93H159ZM167 94V93H166ZM180 94V93H178ZM258 94V93H257ZM12 95V94H11ZM38 95V94H37ZM41 95V94H40ZM42 95H47V94H42ZM49 95V93H48ZM103 95V94H102ZM122 95V94H121ZM222 95V94H221ZM231 95V94H230ZM5 96V95H4ZM18 96V95H17ZM97 96V95H96ZM105 96V95H104ZM110 96V95H109ZM148 96V95H147ZM181 96V95H180ZM2 96H0L1 98ZM111 97V96H110ZM121 97V96H120ZM118 97V98H120ZM168 97V96H167ZM202 97V96H201ZM218 97V96H217ZM235 97V96H234ZM49 98V97H48ZM88 98V97H87ZM101 98V97H100ZM98 98V99H100ZM147 98V97H146ZM154 98H155V95H154ZM180 98V97H179ZM3 99V97H2ZM10 99V98H9ZM38 99V98H37ZM41 98H39L40 100ZM43 99V98H42ZM50 99V98H49ZM97 99V97H96ZM148 99V98H147ZM161 99L162 96H161ZM234 99V98H233ZM7 100V99H6ZM17 100V99H16ZM19 100V98H18ZM31 100V99H30ZM101 100V99H100ZM122 100V99H121ZM120 100V101H121ZM171 100V98H170ZM187 100V99H186ZM192 100V99H191ZM263 100V99H262ZM10 101V100H8ZM42 101V100H41ZM40 101V102H41ZM90 103H89V102ZM105 101V100H104ZM154 101V100H153ZM165 101V100H163ZM176 101V102H175ZM223 101V100H222ZM231 101V100H230ZM2 102V101H1ZM13 102V100H12ZM31 102V101H30ZM38 102V100H37ZM39 102V103H40ZM45 102V100H44ZM122 102V101H121ZM158 102V101H156ZM167 102V101H166ZM210 102V101H209ZM260 102V101H259ZM19 103V102H18ZM25 103H26V100H25ZM38 103V105H39ZM43 103V101H42ZM48 103V102H47ZM75 103V101H74ZM77 103V104H78ZM99 103V101H98ZM149 103V102H148ZM183 103V104H182ZM220 103V102H219ZM24 104V103H23ZM122 104V103H121ZM125 104V105H124ZM121 105V107L123 106H126L127 108H124L125 110H128L129 111V106L126 105V103H124ZM143 104V103H142ZM145 104V102H144ZM226 104H228L226 102ZM5 105V104H4ZM2 103H0V146H2L3 144L5 145L6 141V137H5V134H4V131L2 129L3 127V124L5 122H8L9 120H19L20 118V114L18 115V112L15 114V113H12L11 112H7L6 109H5V106H4ZM7 105V104H6ZM28 105V104H27ZM30 105V104H29ZM46 105V104H45ZM76 105V104H74ZM79 105V104H78ZM104 105V104H103ZM149 105V104H148ZM169 105V103H168ZM177 105V104H176ZM262 105V104H261ZM24 106V105H23ZM143 106V105H142ZM141 106V107H142ZM147 106V104L145 105ZM185 106H184V109H185ZM263 106V105H262ZM29 107V106H28ZM38 107V106H37ZM42 107V106H41ZM41 107L39 109H41ZM45 107L47 106H44L43 109H45ZM77 107V106H75ZM117 107V105H116ZM122 107V108H123ZM144 107V106H143ZM51 108V107H50ZM53 108V107H52ZM112 108V106H111ZM151 108V107H150ZM153 108V106H152ZM170 108V107H169ZM175 108V107H174ZM49 109V108H48ZM75 109V108H74ZM84 109V108H83ZM120 109V108H119ZM123 109V110H124ZM156 109V108H155ZM172 109V108H171ZM14 110V109H13ZM17 110V109H16ZM38 110V109H37ZM42 110V109H41ZM52 110V109H50ZM133 110V109H132ZM140 110V109H139ZM159 110V109H158ZM174 110V109H173ZM173 110L172 113H173ZM178 110H180L178 108ZM182 110V109H181ZM242 110V112L244 113L245 117L244 116H239L238 114L240 113V111ZM30 111V110H28ZM49 111V110H48ZM115 111V110H114ZM114 111H110V112H114ZM170 111V109H169ZM176 111V110H175ZM174 111V112H175ZM37 112V111H36ZM50 112V111H49ZM72 112V111H71ZM125 112V111H124ZM143 112H145L143 114ZM178 112V111H177ZM181 112V111H179ZM53 113V112H51ZM59 113V112H58ZM147 113H150V112H147ZM152 113V112H151ZM155 113V112H154ZM242 113V114H243ZM24 113H22L23 115ZM162 114V113H161ZM164 114V112H163ZM180 114V113H179ZM187 114V113H186ZM241 114V115H242ZM30 115V114H29ZM32 115V114H31ZM34 115V114H33ZM37 115V114H36ZM52 115V114H51ZM55 115V113H54ZM57 115V113H56ZM159 115V114H158ZM181 115V114H180ZM40 116V115H39ZM161 116V115H160ZM166 116V115H165ZM171 116V115H170ZM22 117V116H21ZM167 117V116H166ZM180 117V116H178ZM29 118V117H28ZM73 118V117H72ZM171 119V117H167V119ZM176 118V117H174ZM182 118V117H180ZM22 119V118H21ZM32 119V117L30 118ZM36 119V118H35ZM152 119H157V120H160L159 123H156L157 125L154 127V125H147V123H151L149 122L152 121ZM164 119V118H163ZM178 119V118H177ZM176 119V120H177ZM43 120V119H42ZM52 120V119H50ZM56 120V119H55ZM59 120H57V123L59 122ZM124 120V121H123ZM156 120V121H157ZM20 121V120H19ZM53 121V120H52ZM51 121V123H52ZM123 121V122H122ZM154 121V120H153ZM164 121V120H163ZM167 121V120H166ZM178 121V120H177ZM13 122V121H12ZM30 122V121H29ZM48 122V121H47ZM122 122V123H121ZM146 122V123H145ZM61 123V122H59ZM58 123V124H59ZM8 124V123H7ZM11 124V123H9ZM27 124V123H26ZM43 124V123H42ZM176 124V123H175ZM13 125V124H11ZM30 125V124H29ZM5 126V125H4ZM17 126V125H16ZM39 126V125H38ZM46 126V125H45ZM57 126V125H56ZM31 127V126H29ZM43 127V126H42ZM41 127V128H42ZM49 127V126H48ZM59 127V126H58ZM110 127V128H109ZM118 127V126H117ZM9 128V127H8ZM12 128V127H11ZM20 128V127H19ZM22 128V127H21ZM39 128V129H41ZM52 128V127H51ZM126 128V127H125ZM118 129V128H117ZM129 129V128H128ZM135 129V128H134ZM10 130V129H9ZM18 130V129H17ZM24 130V129H23ZM43 130V128H42ZM45 130V129H44ZM49 130V129H48ZM103 130V129H102ZM101 130V131H102ZM108 130V131H109ZM16 131V129L14 130V132ZM54 131V130H53ZM52 131V132H53ZM97 131V130H96ZM119 131V130H118ZM141 131V130H140ZM153 131V130H152ZM24 132V131H23ZM42 132V131H41ZM45 132V131H44ZM43 132V133H44ZM98 132V131H97ZM96 132V133H97ZM103 132V131H102ZM110 132V131H109ZM133 132V130H132ZM165 132V133H166ZM9 133V132H8ZM122 133V131H121ZM139 133V132H138ZM12 134V133H11ZM33 134V133H32ZM77 134V135H78ZM104 134V133H103ZM114 134V133H113ZM112 134V135H113ZM167 134V133H166ZM24 134H22L21 136H23ZM48 135V134H47ZM59 135V134H58ZM89 135V133H88ZM105 135V134H104ZM165 135V134H164ZM12 136V135H11ZM20 136V137H21ZM39 136V135H38ZM50 136V135H49ZM65 136V135H64ZM67 136V135H66ZM94 136V135H93ZM117 136V135H116ZM123 136V135H122ZM167 136V135H166ZM173 136V135H172ZM13 137V136H12ZM19 137V136H18ZM34 137V136H33ZM41 137V136H40ZM53 137V136H52ZM70 137V136H69ZM98 137V136H97ZM112 137V136H111ZM145 137V136H144ZM155 137V136H154ZM165 137V136H164ZM8 138V137H7ZM35 138V137H34ZM57 138V136H56ZM105 138V137H104ZM108 138V137H107ZM167 138V137H166ZM174 138V137H173ZM172 138V139H173ZM49 139V138H48ZM61 139V138H60ZM103 139V138H102ZM117 139V138H116ZM160 139V138H159ZM171 139V137H170ZM8 140V139H7ZM10 140V139H9ZM22 140V139H21ZM20 140V141H21ZM89 140V139H88ZM108 140V139H107ZM145 140V139H144ZM147 140V139H146ZM161 140V139H160ZM28 141V140H26ZM38 141V140H36ZM86 141V140H84ZM113 141V140H112ZM117 141V140H116ZM115 141V142H116ZM164 142H168V138H167V141L166 140H162ZM161 141V143H162ZM42 142V141H41ZM52 142V141H51ZM62 142V141H61ZM69 142V141H68ZM93 142V141H91ZM118 142V141H117ZM116 142V143H117ZM163 142V143H164ZM170 142H172L170 140ZM177 142V141H176ZM29 143V142H28ZM63 143V142H62ZM89 143V142H88ZM120 143V142H118ZM160 143V144H161ZM173 143V142H172ZM25 144V143H24ZM35 144V142H34ZM38 144V143H37ZM52 144V143H51ZM65 144V143H64ZM103 144V143H102ZM151 144V143H150ZM170 144V143H169ZM39 145V144H38ZM42 145V144H41ZM41 145L39 147H41ZM44 145V144H43ZM54 145V144H53ZM56 145V144H55ZM60 145V144H59ZM85 145V144H84ZM115 145V144H114ZM119 145V144H118ZM157 145V144H156ZM161 145H164V146H168L167 143L165 144H161ZM6 146V145H5ZM17 146V145H16ZM25 146V145H24ZM36 146V145H35ZM28 147V146H27ZM37 147V146H36ZM65 147V146H64ZM63 147V148H64ZM68 147V146H66ZM77 147V146H76ZM147 147V146H145ZM163 147V146H162ZM171 147V146H170ZM169 147V148H170ZM173 147V146H172ZM4 148V146L2 147ZM34 148V147H33ZM42 148V147H41ZM47 148V147H46ZM78 148V147H77ZM97 148V147H96ZM156 148V147H155ZM159 148V147H158ZM168 148V147H167ZM15 149V148H14ZM18 149V148H17ZM20 149V148H19ZM59 149V148H58ZM80 149V148H79ZM98 149V148H97ZM109 149V148H108ZM122 149V148H121ZM178 149V150H179ZM199 149V150H197ZM26 150V149H24ZM38 150V149H37ZM45 150V149H44ZM49 151V153L53 156L54 154L55 155H60V151L62 150H56L55 148L53 147H50L49 149H47ZM66 150V149H65ZM84 150V148H83ZM103 150V148H102ZM101 150V151H102ZM122 150V151H124ZM189 152L190 151H193V155L191 154L190 156H193V161L191 160L189 164H186L184 163L185 161H188L187 159V155L185 153V151ZM20 152L22 150H19ZM29 151V150H28ZM46 151V150H45ZM64 151V150H63ZM69 151V150H68ZM112 151V150H110ZM109 151V152H110ZM121 151V150H120ZM147 151V153H146ZM202 151V152H201ZM3 152V151H1ZM0 152V153H1ZM17 152V151H16ZM32 152V151H31ZM39 152V150L37 151ZM65 152V151H64ZM86 152V151H85ZM89 152V151H88ZM92 152V151H91ZM106 152V151H105ZM154 152V151H153ZM156 152V151H155ZM12 153V152H11ZM34 153V152H33ZM43 153V152H42ZM48 153V152H47ZM46 153V154H47ZM48 153V155H50ZM63 153V152H62ZM80 153V152H79ZM83 153V152H82ZM94 153V151H93ZM8 154V153H7ZM40 154V153H39ZM45 154V155H46ZM119 154V153H118ZM158 153L155 154V157ZM182 154V155H181ZM189 154V153H188ZM195 154V155H194ZM3 155V154H2ZM5 155V154H4ZM3 155V156H4ZM14 155V153H13ZM17 155V154H15ZM34 155V154H33ZM44 155V154H43ZM63 155V154H62ZM77 155V154H76ZM154 155V154H153ZM8 156V155H7ZM12 156V155H11ZM27 156V155H26ZM26 156L24 159H26ZM47 156V155H46ZM51 156V157H52ZM84 156V155H83ZM89 156V155H88ZM98 156V155H97ZM104 156V155H103ZM108 156V155H107ZM120 156V155H119ZM118 156V157H119ZM123 156V155H122ZM180 156L182 158V160L180 159ZM28 157V156H27ZM32 157V156H31ZM38 157V155H37ZM54 157V156H53ZM58 157V156H57ZM63 157V156H62ZM62 157H60V160L62 159ZM93 157V156H92ZM109 157V156H108ZM154 157V156H153ZM157 157V158H159ZM261 157V158H262ZM36 158V157H34ZM50 158V157H49ZM56 158V156H55ZM67 158V157H65ZM83 158V157H82ZM89 158V157H88ZM97 158V157H95ZM117 158V157H116ZM4 159V157H2V160H0V175L1 174H5L4 172H7L5 171V168L7 167L6 166V163L5 162H2ZM7 159V158H6ZM76 159V158H75ZM74 159V160H75ZM93 159V158H92ZM118 159V158H117ZM129 159V158H128ZM108 160V159H107ZM112 160V159H111ZM5 161V160H4ZM9 161V160H7ZM6 161V162H7ZM36 161V159L34 160ZM73 161V160H72ZM81 161V160H79ZM92 161V160H91ZM103 160H101L102 162ZM129 161V160H128ZM127 161V162H128ZM179 161V162H178ZM11 162V161H9ZM54 162H57L56 160H54ZM63 162V161H62ZM99 160L95 161V162H91V166L89 167H99L100 169H104L105 171H107L110 167L108 165H104L103 163H101ZM106 162V161H105ZM104 162V163H105ZM117 162H119L117 160ZM123 162V161H122ZM126 162V161H125ZM126 162V163H127ZM41 163V162H40ZM39 163V164H40ZM44 163V162H43ZM52 163V161H51ZM50 163V164H51ZM65 163V162H64ZM85 163V162H84ZM121 163V162H120ZM179 163V164H177ZM20 164V163H19ZM23 164V163H22ZM32 164V163H31ZM48 164V163H47ZM54 164V163H53ZM56 164V163H55ZM58 164V163H57ZM56 164V165H57ZM83 164V163H82ZM129 164V163H128ZM131 164V163H130ZM8 165V163H7ZM11 165V164H10ZM13 165V164H12ZM17 165V164H16ZM42 165V164H41ZM52 165V164H51ZM62 165V164H61ZM60 165V166H61ZM121 165V164H120ZM127 165V164H126ZM132 165V166H133ZM144 165V164H143ZM209 165H211V168L208 169V178H207V181L203 184H200L198 182V179L200 178H203V176H201L202 173H204L203 171L206 170ZM21 166V165H20ZM128 166V165H127ZM134 166H133V169H134ZM13 167V166H12ZM19 167V166H18ZM40 167V166H39ZM52 167V166H51ZM55 167V166H53ZM58 167V166H57ZM68 167V169H67ZM66 169L65 170H68L67 173L65 174V176L63 177V175H61L63 178L61 179L59 185H57V187H51V186H47V185H44L41 183V188H40V193L38 194V200L35 199V201L37 200L36 202V205H34V207L38 208L37 210L35 209L34 211H36L37 213L38 210H42V215L43 216L42 218H40L39 220H41L42 222H44V224H46V222L50 223V224H54L55 226L58 225V222L57 220H59L60 222H63V217H62V211L58 210L59 206H62L65 204H69V203H73L74 200H72V195H71V191H70V187L68 185H71V181L74 180L75 178L77 177H82L81 174H83V166L78 163H75V164H72L71 165H67ZM105 167V168H104ZM121 169H122V166H120ZM126 167V166H125ZM141 167V166H140ZM148 167V166H147ZM14 168V167H13ZM21 168V167H20ZM31 168V167H30ZM29 168V169H30ZM34 167H32L33 169ZM130 168H131V165H130ZM150 170L151 168L148 167ZM264 168V167H263ZM28 169V168H27ZM28 169V170H29ZM31 169V170H32ZM35 169L36 168V165H35ZM33 169V170H35ZM46 169V168H44ZM52 169V168H51ZM92 169V168H91ZM90 169V170H91ZM95 169V168H93ZM119 169V168H118ZM121 169H119L121 171ZM140 169V168H139ZM152 169H155V168H152ZM21 170V169H20ZM89 170V168H88ZM110 170V169H109ZM118 170V171H119ZM123 170V169H122ZM132 170V168L130 169ZM148 170V169H147ZM161 171V168L159 169ZM158 170V171H159ZM17 171V170H16ZM37 171V170H36ZM41 171V170H40ZM54 171V169H53ZM58 171V170H57ZM102 171V170H100ZM128 167L127 169L123 170V172H121L123 175L120 174L121 177H119L120 179L118 180L121 185L122 183L124 182V178L126 176L127 173H131V172H128ZM154 171V170H153ZM152 171V172H153ZM157 171V170H156ZM12 172L13 173V170L12 171H9V173ZM15 172V171H14ZM27 172V171H26ZM62 172V171H61ZM94 172V171H93ZM92 172V173H93ZM111 172V171H110ZM150 172V173H152ZM36 173V172H34ZM48 173V172H47ZM55 173V172H54ZM58 173V172H57ZM91 173V172H90ZM105 173V172H104ZM103 173V174H104ZM107 174H104V176H107L108 175V171L106 172ZM148 173V172H147ZM146 173V174H147ZM162 173V172H161ZM23 174V173H22ZM30 174V173H28ZM44 174V173H43ZM110 174V173H109ZM117 174V173H116ZM205 174H206V171H205ZM38 175V174H36ZM47 175V174H46ZM50 175V174H49ZM94 175V174H93ZM130 175V174H128ZM127 175V176H128ZM135 175V174H133ZM143 175V174H142ZM158 175L155 173V176ZM4 176H7V175H4ZM25 176V175H23ZM27 176V175H26ZM60 176V177H61ZM98 176V175H97ZM145 176V175H144ZM148 176V175H147ZM146 176V177H147ZM154 176V175H153ZM159 176V175H158ZM159 176V178H160ZM246 176H249V177H255L254 181H255V186L249 188L246 186V182H245V179H246ZM3 177V176H2ZM13 177V176H12ZM29 177V176H28ZM27 177V178H28ZM31 177H34L33 174L31 175ZM51 177V176H50ZM54 177V176H53ZM109 177V175H108ZM112 177V176H111ZM115 177H117V175H115ZM112 180V182H116V179ZM157 177V176H156ZM20 178V177H19ZM26 178V177H25ZM35 178H37L35 176ZM35 178H33L35 180ZM39 178V177H38ZM150 178V177H149ZM154 178V177H153ZM158 178V177H157ZM6 179V178H5ZM24 179V178H23ZM31 179V178H30ZM28 178V180H30ZM58 179V178H57ZM78 179V178H77ZM76 179V181H77ZM85 179V178H84ZM83 179V180H84ZM92 179V177H91ZM98 179V178H97ZM102 179V178H101ZM100 179V180H101ZM140 179H143V178H139V180L135 179V181L131 183H133V188H135L134 190V193L135 195H132L130 196V198H132L133 200L135 199H138V198H143L145 196H142V192H141V188L144 186V184L142 182H144V179L143 181L141 182ZM13 180V179H12ZM18 180V179H17ZM17 180H15L14 182H16ZM37 180V179H36ZM60 180V179H58ZM71 180V181H70ZM88 180V179H87ZM99 180V179H98ZM155 180V179H154ZM161 179H159L160 181ZM40 181V180H39ZM75 181V180H74ZM73 181V182H74ZM80 181V180H79ZM85 181V180H84ZM83 181V182H84ZM88 181H91L90 179ZM93 181V180H92ZM127 181V180H126ZM149 181V180H148ZM153 181V180H152ZM162 181V180H161ZM7 181H5L6 183ZM10 182V181H9ZM8 182V183H9ZM18 182V181H17ZM34 182V181H33ZM101 182V181H100ZM105 179H104V185H105ZM108 182V180H107ZM110 183H112L111 181H109ZM108 182V185L112 186V184H109ZM115 182H114V185H115ZM156 182V181H155ZM164 182V181H162ZM161 182V183H162ZM4 183V185H5ZM11 183V182H10ZM13 183V182H12ZM26 183V182H24ZM37 183V182H36ZM43 183H46L43 181ZM57 183V182H56ZM86 183V182H85ZM89 183V182H88ZM92 183V182H91ZM126 183V182H125ZM130 183V184H131ZM149 183V182H148ZM160 183V182H159ZM160 183V184H161ZM166 182H164L165 184ZM31 184V183H29ZM27 184V185H29ZM34 184V183H33ZM100 184V183H99ZM143 186H142V185ZM154 184V183H153ZM160 184L158 186H160ZM3 185V184H2ZM7 185V184H6ZM9 185V184H8ZM13 185V184H12ZM52 185V184H51ZM56 185V184H55ZM76 185V184H74ZM80 185V184H79ZM90 185V184H89ZM92 185V184H91ZM95 185V184H94ZM120 185V184H119ZM119 185L116 186L119 188ZM146 185H148L146 183ZM150 185V184H149ZM155 185V184H154ZM153 185V186H154ZM19 186V184H18ZM31 186H34V185H31ZM38 186V187H39ZM53 186V185H52ZM101 186V185H100ZM152 186V185H150ZM149 186V187H150ZM152 186V187H153ZM2 187V186H1ZM7 187V186H6ZM23 187V186H22ZM37 187V188H38ZM89 187V186H88ZM86 187V188H88ZM114 187V186H113ZM146 188V186H144ZM155 187V186H154ZM161 187V186H160ZM199 187L202 188L201 191H199ZM4 188V187H3ZM9 188V187H8ZM21 188V187H20ZM19 188V189H20ZM26 188V187H25ZM36 188V189H37ZM85 188V190H86ZM101 188V187H100ZM117 188V190L119 191V189ZM159 188V187H158ZM163 188V187H162ZM6 189V188H5ZM11 188H9L10 190ZM13 189V188H12ZM35 189V190H36ZM99 189V188H98ZM122 189V188H121ZM132 189V188H131ZM161 188H159V193L162 194V191H164V188L163 190L161 191L160 190ZM25 190V189H24ZM82 190V189H81ZM84 190V191H85ZM103 190V189H102ZM112 190V189H109V191ZM140 190V191H139ZM145 190V189H144ZM147 190V189H146ZM149 190V189H148ZM156 190V188H155ZM14 192H12V198L13 199H7L5 197L2 198V195L1 196V200L0 202H2V204L0 203V208L1 206L3 205L8 207L9 210H10V207L12 205H14V212H21L19 215L17 213V218H14V217H9L11 220L12 218H14L13 221H9L10 219H6L7 221H9V223L11 224V227H10L8 230H4V232H1L0 230V264H10L11 263V259L12 258H15L16 257V252H18V248H23V242L21 240V238H24L26 235H35V227L34 225L32 224L31 227L29 228H23V223L25 222V218L24 216L27 215L29 213H26L25 212L27 211V206L28 204H26V199H24V197H22L18 192H16L17 190H13ZM30 191V189H29ZM33 191V190H32ZM114 191V190H113ZM116 191V192H118ZM152 191V189H151ZM150 190L149 192L152 193ZM166 191V190H165ZM8 192V191H7ZM37 192V190H36ZM83 192V191H82ZM111 192V191H110ZM141 192V193H140ZM144 192V191H143ZM261 192V191H260ZM129 193V191H128ZM147 193V192H146ZM259 193V192H258ZM5 194V193H4ZM22 194V193H21ZM28 194V193H27ZM33 194V193H32ZM87 194V192H86ZM85 194V195H86ZM148 194V193H147ZM158 194V193H157ZM167 194V192L165 193ZM9 195V194H8ZM31 195V194H30ZM29 195V196H30ZM35 195H37L35 193ZM106 195V194H105ZM117 195V194H116ZM172 195V193H171ZM259 195V198L260 200H258V206H260L261 204L263 205L264 203V192L258 194ZM108 196V195H107ZM159 196V195H158ZM167 196V195H166ZM256 196V195H255ZM11 197V196H10ZM103 197V196H102ZM101 197V198H102ZM33 198V197H31ZM30 198V200H31ZM35 198V196H34ZM76 198V197H75ZM149 198H152V199H155V205L153 206L155 208L154 212L155 213H159L162 208H165L166 206H168V202L166 200H163L159 197H156V196H152L149 197ZM184 198V197H183ZM8 201H7V200ZM33 200V199H32ZM34 201V202H35ZM138 201V200H137ZM6 203L11 206H8L6 205ZM32 204V203H31ZM74 205H71L69 208L70 209H74V211L72 213H70L71 216H67V219L68 221L72 218H75L77 215H78V212L81 211L80 209L77 208V206L75 205V203H73ZM253 204V203H252ZM30 205V204H29ZM108 205V204H107ZM42 206V207H41ZM69 206V205H68ZM223 206V207H222ZM32 207V206H31ZM222 207V208H221ZM257 207V206H256ZM255 207V208H256ZM29 208V207H28ZM44 208V209H42ZM102 208V207H101ZM260 208V207H259ZM258 208V209H259ZM2 209V208H1ZM11 209V210H12ZM19 209V211H18ZM106 209V208H105ZM140 209V208H139ZM241 209V207H240ZM17 210V211H15ZM44 210V211H43ZM78 210V211H77ZM92 210L95 211L96 208L95 207H92ZM5 211V210H4ZM30 211H32V209H30ZM32 211V212H34ZM87 211V210H86ZM201 211V212H200ZM34 212V213H36ZM84 212V211H83ZM4 213V212H3ZM11 213V212H9ZM13 213V212H12ZM140 213V211H139ZM6 214V213H5ZM15 214V213H14ZM13 214V215H14ZM31 214V213H30ZM66 215V214H65ZM80 215V214H79ZM122 215L123 218H127L126 215H129L130 217V220H132V229L131 231L129 232H126V229H124L123 227H121V225L119 226H114L112 225L111 223H113L114 220L118 218H120V216ZM227 215V214H226ZM6 217V216H5ZM15 217H16V214H15ZM40 217V216H39ZM57 217V219H56ZM7 218V217H6ZM107 218V217H106ZM122 218V219H123ZM66 219V217H65ZM4 219V221H6ZM235 220V219H234ZM240 220V219H239ZM67 221V222H68ZM1 222L3 223V219L0 220V224ZM70 222V221H69ZM253 222V221H252ZM8 223V222H7ZM225 223V222H224ZM230 223V222H229ZM240 223V222H238ZM246 223V222H245ZM6 224V223H5ZM30 224V223H29ZM38 224V223H37ZM43 224V225H44ZM216 224V223H215ZM222 224V223H221ZM236 224V223H235ZM7 225V224H6ZM36 225V224H35ZM61 225V224H60ZM219 225V224H218ZM224 225V224H223ZM223 225L222 227L220 228H223ZM241 225V224H240ZM245 225V224H244ZM3 227V225H1ZM1 226H0V229H1ZM49 226V224H48ZM217 226V225H215ZM230 226V225H229ZM232 226V225H231ZM235 225H233L232 227H234ZM238 226V225H237ZM211 227V226H210ZM57 228V227H56ZM209 228V227H208ZM50 229V228H49ZM130 230V229H128ZM209 230V229H208ZM229 230H232V229H229ZM235 230V228H234ZM233 230V231H234ZM259 230V229H258ZM53 231V230H52ZM218 231V230H216ZM249 231V230H248ZM58 232V229L55 230V234ZM215 232V231H214ZM220 232V231H219ZM228 232V231H227ZM226 232V233H227ZM231 232V231H230ZM229 232V233H230ZM238 232V231H237ZM239 232H242V231H239ZM223 233V232H221ZM243 233V232H242ZM259 233V232H258ZM53 234V232H52ZM60 234V233H59ZM103 234V233H102ZM182 234V235H184ZM200 234V233H199ZM234 234V233H233ZM196 235V234H195ZM212 235V234H211ZM217 235V234H216ZM240 235V233H239ZM247 235V234H246ZM16 236H20V238L18 239V237ZM193 236V235H192ZM226 236V234H225ZM233 236L235 235H232L230 234L228 236V239H226L227 241H230V240H233ZM11 237H15L16 239H14L15 241V244L18 246V248H13V247H9L8 245L7 246H4L2 245L1 243H3L6 239H7V242L10 241V238ZM59 237V236H58ZM62 237V236H61ZM60 237V238H61ZM180 237V236H179ZM223 237V236H222ZM240 237V236H239ZM247 237V236H246ZM183 238V237H182ZM210 238V237H209ZM244 238V237H243ZM258 238V237H257ZM263 238V237H262ZM186 242L185 243H188L190 240L188 239V237L186 238ZM221 239V238H220ZM189 240V241H188ZM192 240V239H191ZM244 240V239H243ZM158 241V242H159ZM180 241V240H179ZM181 241L183 242V240L181 239ZM203 241V239H202ZM258 241V240H257ZM234 242V241H233ZM49 243V242H48ZM263 243V242H262ZM180 244V242H179ZM184 244V243H183ZM189 244V243H188ZM188 244H185L186 247ZM191 244V243H190ZM35 245V244H34ZM112 245V244H111ZM122 245V244H120ZM155 245V244H154ZM36 246V245H35ZM60 245L59 244H55V243H49L48 246L44 247V249L39 250V249H36L37 247H34V248H31L29 251L28 250H25L23 251V253L21 254V258L24 260L23 262L27 261V262H30L29 260H32L33 261V258L32 256H36L35 258V264L37 263L36 260L37 259H45V258H48L50 256H53L55 254L58 253V248ZM118 246V245H117ZM189 246V245H188ZM235 246V245H233ZM110 248V246H109ZM112 248V247H111ZM122 249V247H120ZM237 248V247H236ZM253 249V248H252ZM35 250V251H34ZM109 250V249H108ZM111 250V249H110ZM233 250H236V249H233ZM241 250V248H240ZM38 251V252H37ZM68 251V250H67ZM244 251V250H243ZM152 252V251H151ZM239 252V251H238ZM242 252V250H241ZM85 253V252H84ZM84 253H82V256L81 258L77 261V264H81L83 258L85 257L84 256ZM112 253V252H110ZM114 253V252H113ZM230 253V251H229ZM243 253V252H242ZM240 253V255L242 254ZM107 255H109V252L106 253ZM102 255V254H101ZM103 256L104 253H103ZM149 256V254H148ZM107 257V256H106ZM109 257V256H108ZM113 257V256H112ZM243 257V256H242ZM148 258V257H147ZM146 258V259H147ZM230 258V257H228ZM238 258V257H237ZM236 259V258H235ZM234 259V260H235ZM242 259V258H240ZM47 260V259H46ZM239 260V258H238ZM235 262V261H234ZM241 262V261H240ZM239 262V263H240ZM237 263V262H236ZM38 264V263H37ZM243 264V263H242Z\"/></svg>",
    "mask_w": 264,
    "mask_h": 264
},
{
    "label": "water",
    "instance_id": "3",
    "mask_svg": "<svg viewBox=\"0 0 264 264\" xmlns=\"http://www.w3.org/2000/svg\"><path fill=\"white\" fill-rule=\"evenodd\" d=\"M207 131L211 133L208 146L213 151L231 147L234 144L248 148L254 143H260L264 150V130L260 125L248 124L234 119L224 124L208 126ZM19 238L20 236H18ZM32 238V235L21 238L26 249L36 247Z\"/></svg>",
    "mask_w": 264,
    "mask_h": 264
}]
</instances>
